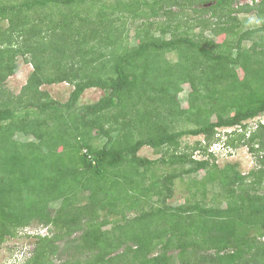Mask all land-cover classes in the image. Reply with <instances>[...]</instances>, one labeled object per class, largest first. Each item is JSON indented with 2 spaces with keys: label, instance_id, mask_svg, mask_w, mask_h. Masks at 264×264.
I'll list each match as a JSON object with an SVG mask.
<instances>
[{
  "label": "trees",
  "instance_id": "16d2710c",
  "mask_svg": "<svg viewBox=\"0 0 264 264\" xmlns=\"http://www.w3.org/2000/svg\"><path fill=\"white\" fill-rule=\"evenodd\" d=\"M61 82L65 102L43 88ZM262 113L264 0H0V245L39 224L19 264H264ZM215 143L256 164L220 165Z\"/></svg>",
  "mask_w": 264,
  "mask_h": 264
},
{
  "label": "rangeland",
  "instance_id": "374dc122",
  "mask_svg": "<svg viewBox=\"0 0 264 264\" xmlns=\"http://www.w3.org/2000/svg\"><path fill=\"white\" fill-rule=\"evenodd\" d=\"M240 3L244 2H252V0H237ZM175 10H177V7H174ZM241 18L248 19L245 20V23L247 24L246 27H250L251 25H254L253 21L256 18L255 12H241L240 13ZM159 19H162L161 17H157ZM250 21V22H249ZM249 22V23H248ZM195 30L199 31L200 27H195ZM207 35L212 36V32L210 30L206 31ZM222 36L217 37V39H221ZM132 41H134L132 39ZM250 43V42H249ZM19 61V69L16 73L10 75L8 79L6 80L5 84L6 87L12 90L15 93H19V91L22 89V87L25 85L27 78L29 74L33 70V65L29 63L24 57L20 56L18 58ZM43 88L48 90L54 98L57 100H60L62 102H65L68 100L70 96V92L73 89V86L67 82H61V83H54V84H45L43 85ZM184 91L180 93V101L183 106H187V92L189 91V85H184ZM103 95V90L98 87H92L88 88L85 93L82 95L80 99V103H91L97 101L101 96ZM262 118L264 120V113H262ZM215 120V117H214ZM233 128H221L220 133H226L227 131H231ZM18 138L24 140L26 137L22 135H17ZM203 136H185L184 142H189L192 144L195 140L202 139ZM27 139H32V137H27ZM213 150L217 153L218 156V163L220 165H224L226 162H238L240 164V168L243 172H248L250 169L254 167L256 164L255 162V156L251 153L249 148L247 146H241L236 149H232L233 152L229 153V150H223L221 149V145L218 143H215L213 145ZM139 154L141 156H147L149 158H158L162 156L159 152H157L154 148L151 146H144ZM195 156L200 158L202 155L199 151L195 153ZM204 174V171H199L197 173V177H202ZM196 176V174H195ZM188 179H191L190 176H185L184 180H181L180 178L177 179L175 184V193L172 198H170L169 202L172 204H180L183 203L187 197L189 196V190L187 187L186 181ZM212 197V194L210 193L205 200H210ZM202 198V196H201ZM48 228L44 227L39 224H33L28 227L20 228L18 231V235L15 237L8 238L2 245H0V264H19L25 261L31 254L32 250L34 248V240L35 237L31 236L35 233H47Z\"/></svg>",
  "mask_w": 264,
  "mask_h": 264
},
{
  "label": "clouds",
  "instance_id": "9594fccd",
  "mask_svg": "<svg viewBox=\"0 0 264 264\" xmlns=\"http://www.w3.org/2000/svg\"><path fill=\"white\" fill-rule=\"evenodd\" d=\"M258 116H261V118L258 120V122H257L256 125H254V124L251 122L252 119H254V118H251V119L247 120L246 122H247L251 127H257L259 122L264 123V120H263V118H262V114H260V115H258Z\"/></svg>",
  "mask_w": 264,
  "mask_h": 264
},
{
  "label": "built area",
  "instance_id": "2783aa9c",
  "mask_svg": "<svg viewBox=\"0 0 264 264\" xmlns=\"http://www.w3.org/2000/svg\"><path fill=\"white\" fill-rule=\"evenodd\" d=\"M261 118V116H257L256 118H254V119H252V123L254 124V125H256L257 124V122H258V120Z\"/></svg>",
  "mask_w": 264,
  "mask_h": 264
}]
</instances>
